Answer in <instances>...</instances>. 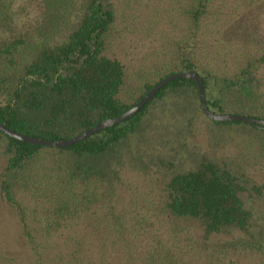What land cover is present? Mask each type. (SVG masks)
Here are the masks:
<instances>
[{
	"label": "trees",
	"instance_id": "obj_1",
	"mask_svg": "<svg viewBox=\"0 0 264 264\" xmlns=\"http://www.w3.org/2000/svg\"><path fill=\"white\" fill-rule=\"evenodd\" d=\"M27 1L36 20L19 29L14 0H0V123L10 130L72 139L183 72L202 78L212 112L264 120V0ZM262 171L264 129L210 120L185 78L68 148L0 132V210L40 258L66 235L52 264H264ZM128 175L151 180L148 214L170 234L199 233L205 255L192 260L149 216L119 208ZM90 228L106 230L104 247Z\"/></svg>",
	"mask_w": 264,
	"mask_h": 264
},
{
	"label": "rangeland",
	"instance_id": "obj_2",
	"mask_svg": "<svg viewBox=\"0 0 264 264\" xmlns=\"http://www.w3.org/2000/svg\"><path fill=\"white\" fill-rule=\"evenodd\" d=\"M27 0H14L13 9L15 10V26L23 29L25 22H34L36 13L30 6L27 7ZM145 50L144 45H140L135 51L139 55ZM259 178L264 181V171L259 172ZM156 196L152 187L151 180L128 175L125 177V182L118 188L117 204L119 208L128 209L133 207V212L136 216H149L155 224L152 230L164 234L166 238L173 236V242L189 253L190 258H195L205 255L202 239L199 233L183 232L170 234V226L165 224L162 219L152 216L151 206L153 197ZM133 202V203H132ZM149 209V212H148ZM88 228V227H86ZM91 233L94 231L90 228ZM104 233L94 234L93 246L96 248L104 247V239L106 238V230ZM67 234V233H66ZM66 235L59 236L45 250L43 257L40 258L31 247L27 240L23 237L22 229L15 214L10 211L0 210V264H52V258L59 253L67 251L68 247L65 244ZM106 249V248H105ZM41 259V261L39 260ZM199 264L203 259L197 260ZM248 264H253L252 262Z\"/></svg>",
	"mask_w": 264,
	"mask_h": 264
},
{
	"label": "water",
	"instance_id": "obj_3",
	"mask_svg": "<svg viewBox=\"0 0 264 264\" xmlns=\"http://www.w3.org/2000/svg\"><path fill=\"white\" fill-rule=\"evenodd\" d=\"M190 79L193 80L199 89V96H200V105L202 108L203 113L207 118L214 122H244L251 126L264 129V120H257L252 119L246 116H238V115H220L212 112L209 110L206 102V92L203 84L202 78L195 72H183L180 74L171 75L161 82H159L155 87H153L141 100L140 102L135 105L132 109L124 113L123 115L105 120L95 126L94 128L84 132L83 134L76 136L72 139L65 140V141H53V140H43L31 136H26L15 131L10 130L5 125L0 123V132L4 133L5 135L9 136L10 138L16 139L18 141H22L25 143H29L35 146H44V147H51L57 149H64L70 146H73L77 143L83 142L89 137L99 133L100 131L114 127L118 124H121L125 121L136 116L141 109L165 86H167L170 82L179 79Z\"/></svg>",
	"mask_w": 264,
	"mask_h": 264
}]
</instances>
